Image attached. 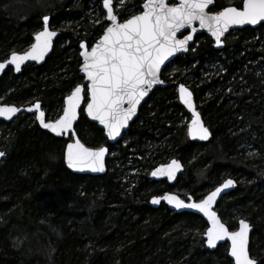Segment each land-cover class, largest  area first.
Wrapping results in <instances>:
<instances>
[{
	"label": "trees",
	"instance_id": "16d2710c",
	"mask_svg": "<svg viewBox=\"0 0 264 264\" xmlns=\"http://www.w3.org/2000/svg\"><path fill=\"white\" fill-rule=\"evenodd\" d=\"M92 1L103 2L0 0V62L30 47L44 16L59 33L43 64L1 74L0 104L39 102L46 120L59 117L63 99L82 84L79 44L91 47L107 24L88 21ZM144 1L130 0L118 10L119 21L139 14ZM241 2L214 0L211 12ZM223 42L215 50L197 35L187 54L163 68L165 85L149 94L114 145L80 112L77 138L109 152L101 176L69 172L63 163L69 139L44 132L33 116L0 123V264H232L226 244L205 249L199 216L149 205L151 197L173 190L201 200L226 179L235 187L216 212L229 230L240 219L249 222V255L264 264V24L233 31ZM181 84L211 133L207 142L189 141L179 124L178 114L188 117L178 102ZM173 158L184 166L174 184L150 179ZM127 162L139 172L125 174Z\"/></svg>",
	"mask_w": 264,
	"mask_h": 264
},
{
	"label": "snow or ice",
	"instance_id": "6c2138e0",
	"mask_svg": "<svg viewBox=\"0 0 264 264\" xmlns=\"http://www.w3.org/2000/svg\"><path fill=\"white\" fill-rule=\"evenodd\" d=\"M119 2L123 7L125 0ZM212 4L213 0H179L178 3L145 0L140 14H133L120 22L112 0H103L106 19L109 22L103 30V35L90 50L84 42L80 43L82 49L80 56L83 58L81 71L89 81L86 91L83 86L77 85L65 99L63 114L54 121L45 122V113L40 111L39 102L27 111L31 112L34 108L38 112L36 119L44 129L57 136L64 133L71 136L73 122L77 119V110L81 109V102L87 97V114L107 129L109 138L115 139L120 136L121 129L135 114L140 101L155 85L163 83L159 79V74L165 61L174 53L187 50L188 41L192 40L193 36L189 34L183 39H177V33H180L181 29L191 28V32L194 33L196 29L192 24L199 21L200 27L207 28L219 45L222 43L221 37L230 26L255 25L264 21V0H242V7H224L222 11L215 13L208 11ZM43 23V30L35 34V43L28 51L23 54L11 53L7 64L13 65L17 72L24 61L43 59L51 47L52 38L57 33L49 29L48 16L43 17ZM5 67L6 63H0V70ZM179 93L181 101L192 113L189 135L198 136L202 140L207 139L210 132L195 110L191 99L192 93L183 84L179 86ZM19 111L20 109L14 106L0 107V116L10 119ZM106 151L104 147L95 149L86 147L77 139L74 143L67 144L68 167L81 171L87 168L92 172H103ZM4 155L5 153L0 152V157ZM180 168V163L173 160L170 165L156 169L151 175H166L172 179ZM234 183L231 179L226 180L198 203L185 204L175 195L154 197L152 203L158 204L164 199L167 203L174 204L176 208L199 210L211 223V227L205 233L209 247H215L217 241L226 238L231 241L230 255L235 259V264H257L249 255V224L245 220H240L239 229L229 232L216 212L211 210L222 190L232 187Z\"/></svg>",
	"mask_w": 264,
	"mask_h": 264
},
{
	"label": "water",
	"instance_id": "95a60500",
	"mask_svg": "<svg viewBox=\"0 0 264 264\" xmlns=\"http://www.w3.org/2000/svg\"><path fill=\"white\" fill-rule=\"evenodd\" d=\"M166 2H169V3H178L179 0H166ZM144 3H145V1H144ZM144 3H143V4H144ZM143 4H142V6H141V11H140V12L143 11ZM213 6H214V0H213V4L210 6V8L208 9V11L211 12V9L213 8ZM102 7H103V4H102ZM226 7H230V6H226ZM231 7H234V6H231ZM240 7H242V2H241V4H240ZM222 10H223V9H221L220 11H222ZM103 11L105 12V15H106V10L104 9V7H103ZM211 13H214V12H211ZM139 14H140V13H139ZM137 15H138V14H137ZM118 20H119V19H118ZM105 21L107 22V25H108L109 22L107 21L106 17H105ZM42 24H43V26H42V29H41L40 31H42V30H43V27H44L43 19H42ZM261 24H264V21H260V22H258V23L255 24V25H252V24L232 25V26H230L229 30L224 34V36L221 37L222 43L218 45V44L216 43L215 37L212 36V34L207 30V28H201V27H200V24H199V21H194L193 24H192V27H194V28L196 29V31H195L194 33L191 32V28L181 29V32H180V33H177V39H183L184 36H187V35H189V34H191V35L193 36V39L190 40V41H188V44H187V46H186V47H187V50H186V51L182 50V51H179V52L174 53V55H173L172 57H169V59H168L167 61H165V63L161 66V68H162V70H163V68H164L167 64H169V63H170L175 57L180 56V55H185V54H187L188 51H189L190 46H192V44L194 43V39H195V37H196L197 35H200V34L205 35L206 37H208V38L211 40V42H212L213 47H214L215 50H221V49L223 48V46H224V42H223V40H224V38H225L229 33L233 32V31H236V30H241V29H243V28H245V27L250 28V29H256V28H257L259 25H261ZM49 29H50V28H49ZM50 30H51V29H50ZM52 31H53V30H52ZM38 32H39V31H38ZM55 32L57 33V35H56L55 37L52 38L51 47H50V48L48 49V51L45 53L44 58H43V59H40V60H27V61H24V62L21 64L20 71H21V69H22L25 65H27V64H34V65H36V66H40L41 64L44 63L45 59L47 58V56H48V55L50 54V52H51L53 41L55 40V38H56V37L58 36V34H59L57 31H55ZM102 35H103V33H102ZM102 35H101V36H102ZM101 36H100V37H101ZM98 40H99V39H97L96 42H97ZM96 42H95L93 45H95ZM33 43H35V34H34L33 37H32V44H33ZM84 43H85V42H84ZM32 44H31V45H32ZM31 45H30V47H31ZM30 47H29L27 50H25L24 52L28 51V50L30 49ZM89 50H90V47H89ZM81 51H82V49L80 48V44H79V54H78V55H79V58H80V66H79V68H78V71H79V76L82 78V84H80V85L83 86V87L85 88V91H86V86H87V84L89 83V81L87 80L86 75L81 71V66H82V63H83V58L80 56V52H81ZM24 52H21V53H19V54H23ZM10 56H11V54H9V56H8V58H7L6 60L0 62V63H6V67H5V69L0 70V76H1V74H2L7 68H11V69L13 70V73H14L15 75H17V74L20 73V71L17 72V71L15 70V67H14L13 65L7 64V61L10 59ZM162 70H161V72H162ZM160 75H161V73L159 74V79L161 80ZM164 85H165L164 83H162V84H157V85H155V86H154V87L148 92V95L145 96V97L140 101V103L137 105V108H136V112H135V114H134V115L132 116V118L127 122V124L125 125V127L121 129V134H120V136H117L115 139H111V138H109V137H108V134H107V129H105L104 126L101 125V124L99 123L98 120H94L92 117H90V116L87 114V111H86V107H87V99H88L87 97H85V99L81 102V109H84V110H81V109H78V110H77V119L73 122V128H72V130H71V132H72V135H71V136H70L68 133H64L63 135L57 136L55 133H52L50 130H48V129H44V128L40 125L39 121L36 119V116L38 115V112H37L34 108H33V111H31V112L27 111V109L30 108V107H32L35 103L32 104V105H29V106H22V107L15 106V105H11V104H0V107L14 106V107L20 109V111L17 112V113H15V114H13V115L11 116L10 119H9V118H6V117H4V116H0V123H9V122H11L16 116H18V115H20V114L31 115V116L34 117V120H35V122L37 123L38 127H39L41 130H43L44 132L48 133L49 135H51V136H53V137H55V138H65V139H69L68 143H74L75 140L78 139L77 136H76V134H75L74 127H75V125H76V123H77V121H78V118H79V114H80V112H82L83 116L85 117V119H86L88 122L95 124V125L97 126V128H99V129L103 132V136H104V138H105V140H106V143H107L108 145H114V144H115V143H116V142L122 137L123 133L128 129V127H129V125L132 123V121L136 118V116H137V114H138V109L140 108V106L142 105V103L146 100V98L149 96V94H150L155 88L162 87V86H164ZM179 86H180V85H179ZM179 86L177 87L178 102H179L180 105L184 108V110L190 115V120H189V122H188V124H187V128H186V135H187V138H188L189 141H192V142H197V143H204V142H207V141L210 139L211 133H210L209 137H208L207 139H205V140L200 139L198 136H191V135H189L188 129H189V126L191 125V121H192V113H191V111L188 109L187 105H185V104L181 101V99H180ZM72 90H74V88H73ZM72 90H71V91H72ZM188 90H189V89H188ZM189 91H190V90H189ZM190 92H191V91H190ZM70 93H71V92H70ZM70 93H69L68 95H70ZM191 93H192V92H191ZM68 95H67V96H68ZM82 95H83V93H82ZM67 96H66V97H67ZM66 97L63 99V108H64V106H65L64 102H65ZM191 99H192L193 105H194V107H195V110L198 112V110L196 109V106H195L194 100H193V95H192ZM125 107H127V105H125ZM40 111H42L41 108H40ZM198 113H199V112H198ZM62 114H63V109H62V112H61L60 115H62ZM60 115H59V116H60ZM58 118H59V117H58ZM58 118H57V119H58ZM200 118H201V116H200ZM55 120H56V119H55ZM53 121H54V120H53ZM201 121H202V123L204 124L202 118H201ZM45 122H49V121L45 119ZM204 126L207 127L205 124H204ZM207 128H208V127H207ZM209 132H210V131H209ZM80 142H81V141H80ZM68 143H67V144H68ZM67 144L65 145V148H64V151H63V163H64L66 169H67L69 172H71L72 174L83 175V176H101V175H103V174L105 173V171H106V160H107V158H108V156H109V152H108V149H107L106 146H101V147H104L105 149H107V151H106V153H105V157H104V169H105V170H104L103 172H92L91 170H89V169H87V168H85L83 171H81V170H78V169H73V168H69V167H68V162H67V158H66V154H67ZM86 147H87V146H86ZM97 148H99V147H97ZM94 149H95V148H94ZM0 152H2V151H0ZM3 158H4V156L0 157V163H1V161H2ZM173 160L178 161V162L180 163V165H181V168H180L178 171L175 172V174H174V176H173L172 179H169L168 176H166V175H163V176H162V175H159V174H158L157 176H152V175H151V173H152L153 171H155L156 169L165 168L166 166L170 165L171 162H172ZM183 169H184V166L182 165V163H181L178 159L173 158V159H171L170 161H168L167 163H165V164H161V165L157 166L156 168H154V169L150 172V179L155 180V181L165 180L168 184L172 185V184L175 183V181H176L178 175H180V174L183 172ZM226 180H228V179H226ZM226 180L222 181V182H221L219 185H217L213 190H211L210 192H208L203 198H205L208 194H210L212 191H214L217 187H220V186H221ZM231 180H232V179H231ZM234 187H235V183H234V185H233L232 187H229L228 189H224V190H222V192L217 196L215 202L213 203V206H212V209H211L212 211L216 212V204H217V202H218L222 197L228 195L229 192H231V191L234 189ZM165 195H175V196H177L179 199L183 200V201L185 202V204L192 203V202H197V203H198L200 200H198V201H194L191 197H187L186 199H183L182 197L178 196V195H177L176 193H174V192H165V193L161 194L160 196H153V197H151V198L149 199V205H150L152 208H156V207H158V205H159L160 203H163V204H164V205H165L170 211H172V212H175V213H178V214H179V213H182V212H187V213H191V214H194V215L199 216V217L204 221V223L206 224V229H205L204 234H203V240H204V247H205V249H206L207 251H209V252H212V251H214L219 245L226 244V246H227V257L232 261V264H235V259L230 255V251H231V241H229V240H227V239L225 238L224 240L217 241L215 247H209V246H208V244H207V242H206V241H207V237H206L205 233L207 232V229H208L209 227H211V223L209 222L208 218H207L203 213H201L199 210H197V209H190V208H186V207H185V208H176V207L174 206V204H169V203H167V201L164 200V199H161L160 202H159L158 204H153V203H152V200H153L154 197H155V198H162V197H164ZM189 198H191V199H189ZM203 198H202V199H203ZM216 214H217V212H216ZM217 217L220 219V217L218 216V214H217ZM240 220H243V219H240ZM240 220L237 221L236 228H235L234 230H229V229L227 228V226L225 225L226 228L229 230V232H231V231H237V230L239 229V221H240ZM220 221H221V223H223L221 219H220ZM246 222H247V221H246ZM247 223L249 224V222H247ZM223 224H224V223H223ZM251 231H252V226L249 224L248 246H249V241H250V234H251ZM250 258H251V257H250ZM254 260H255V259H254ZM256 262H257V261H256ZM257 263H258V262H257Z\"/></svg>",
	"mask_w": 264,
	"mask_h": 264
},
{
	"label": "rangeland",
	"instance_id": "374dc122",
	"mask_svg": "<svg viewBox=\"0 0 264 264\" xmlns=\"http://www.w3.org/2000/svg\"><path fill=\"white\" fill-rule=\"evenodd\" d=\"M130 2V0H125V3H124V5H123V7L125 6V4H127V3H129ZM112 3H113V6H114V11L116 12V13H118V10H120L121 8H123L121 5H120V2H119V0H112ZM102 4H103V2H100V4L98 5V4H95L93 1L92 2H90L89 4H88V6H87V15H88V21L90 22V23H92V24H95V25H99L100 24V22L102 21V20H105V17H106V15H105V12L103 11V7H102ZM231 6H233V5H231ZM234 7H237V6H234ZM240 7V6H239ZM141 11V10H140ZM131 17V16H130ZM129 18V17H128ZM97 20H99V23H97ZM68 25H71L70 23L68 24ZM107 26V24L106 25H104V27L103 28H105ZM103 33V32H102ZM102 35V34H101ZM100 35V36H101ZM100 36L97 38V39H99L100 38ZM188 114V113H187ZM34 118V117H33ZM177 119H178V121H179V124H183V125H185V128L187 127V124H188V122H189V120H190V115L188 114V117H185V116H182V114H178L177 115ZM185 132H186V129H185ZM119 162V161H118ZM126 167H128L129 168V170L127 171V173H125V174H132V173H134V172H136V170H137V172H139V167H137V166H133V168H131V165L127 162V164H126ZM131 168V169H130ZM175 193H177L175 190H173ZM182 197H184V196H182ZM183 199H186V198H183ZM236 228V227H235ZM234 228V229H235ZM233 229V230H234ZM204 241V240H203Z\"/></svg>",
	"mask_w": 264,
	"mask_h": 264
},
{
	"label": "flooded vegetation",
	"instance_id": "af4514ba",
	"mask_svg": "<svg viewBox=\"0 0 264 264\" xmlns=\"http://www.w3.org/2000/svg\"><path fill=\"white\" fill-rule=\"evenodd\" d=\"M223 8H224V7H223ZM223 8H221V9H223ZM221 9H220V10H221ZM220 10H218V11H220ZM218 11H215V12H218ZM215 12H214V13H215ZM224 39H225V38H224ZM223 41H224V40H223Z\"/></svg>",
	"mask_w": 264,
	"mask_h": 264
}]
</instances>
